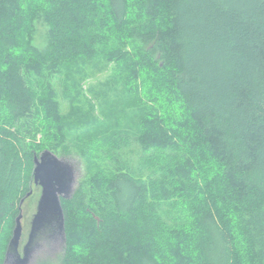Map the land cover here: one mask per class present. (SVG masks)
Returning <instances> with one entry per match:
<instances>
[{
  "label": "trees",
  "instance_id": "1",
  "mask_svg": "<svg viewBox=\"0 0 264 264\" xmlns=\"http://www.w3.org/2000/svg\"><path fill=\"white\" fill-rule=\"evenodd\" d=\"M44 151L86 173L39 264H264V0H0V264Z\"/></svg>",
  "mask_w": 264,
  "mask_h": 264
},
{
  "label": "rangeland",
  "instance_id": "2",
  "mask_svg": "<svg viewBox=\"0 0 264 264\" xmlns=\"http://www.w3.org/2000/svg\"><path fill=\"white\" fill-rule=\"evenodd\" d=\"M47 25L40 19H37L34 22V33H33V45L38 49L42 50L47 46ZM113 65L109 67H101V68H85L84 72L86 74L85 79L82 82V88L84 91L85 96L92 102L94 100V104L98 102L95 93H101L106 91L104 84L110 79V74L112 71ZM54 88L58 94V100L61 104L62 112L68 113L69 112V105L63 99L61 93V85L58 78L53 80ZM108 96L112 99L113 94L108 92ZM117 99V97L115 98ZM113 98L111 101H115ZM125 123V122H124ZM128 125V124H126ZM124 146L122 148V155L129 164L137 168H142L140 165L143 153L136 143L135 139L132 135H128L123 140ZM58 158L62 159L64 162L68 163L73 168L74 174V184L72 186V191L70 194V198L74 193L78 183L80 180L85 176L86 168L82 160L77 156L71 157H60L56 155ZM144 174L147 175L148 171L144 170ZM144 175V176H145ZM31 194L24 199L21 205V214H22V235L19 240L18 245V252L11 253L15 256L16 259L23 258V250L24 246L28 240V234L30 231V223L32 220L33 215L36 212L37 203L40 197V188L32 185ZM64 245L62 242L57 238H51L48 236L46 239H37L31 247L30 254L25 260V263L22 264H39L42 261H46L49 263H55L57 259L61 256L63 251ZM5 264H16L15 259L9 257L8 262Z\"/></svg>",
  "mask_w": 264,
  "mask_h": 264
},
{
  "label": "water",
  "instance_id": "3",
  "mask_svg": "<svg viewBox=\"0 0 264 264\" xmlns=\"http://www.w3.org/2000/svg\"><path fill=\"white\" fill-rule=\"evenodd\" d=\"M34 186L40 187V197L37 203L36 212L30 223L28 241L23 250V258L16 259L9 251L6 254L5 262L9 257L15 259L16 264H22L27 259L28 247L31 245L36 234L45 226H51L50 238L59 239L65 244L64 213L61 206V199H69L74 184L73 168L62 159L49 151L34 156V167L32 171ZM31 194L28 193L27 197ZM20 202V213L15 220V227L9 247L17 251L19 240L22 235V214Z\"/></svg>",
  "mask_w": 264,
  "mask_h": 264
},
{
  "label": "flooded vegetation",
  "instance_id": "4",
  "mask_svg": "<svg viewBox=\"0 0 264 264\" xmlns=\"http://www.w3.org/2000/svg\"><path fill=\"white\" fill-rule=\"evenodd\" d=\"M36 187H38V186H36ZM40 188V187H39ZM37 235V234H36ZM49 236V235H48ZM36 239V236L34 237V239H33V241H32V243H31V245L28 247V251H27V257L29 256V254H30V250H31V247H32V245L34 244V242L36 241L35 240ZM51 239V238H50ZM28 241V240H27ZM27 244V243H26ZM25 247V246H24ZM17 252H18V248H17V251H15V253L17 254ZM26 261H24L23 263H25Z\"/></svg>",
  "mask_w": 264,
  "mask_h": 264
}]
</instances>
